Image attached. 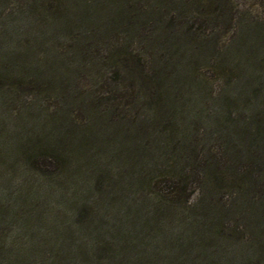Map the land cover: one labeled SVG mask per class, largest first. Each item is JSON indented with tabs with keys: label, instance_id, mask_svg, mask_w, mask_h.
<instances>
[{
	"label": "trees",
	"instance_id": "16d2710c",
	"mask_svg": "<svg viewBox=\"0 0 264 264\" xmlns=\"http://www.w3.org/2000/svg\"><path fill=\"white\" fill-rule=\"evenodd\" d=\"M0 264H264V0H0Z\"/></svg>",
	"mask_w": 264,
	"mask_h": 264
}]
</instances>
